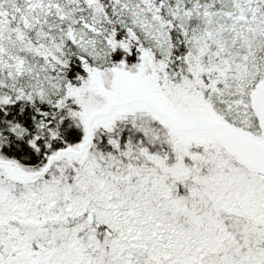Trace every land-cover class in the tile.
Listing matches in <instances>:
<instances>
[{"label":"snow or ice","instance_id":"6c2138e0","mask_svg":"<svg viewBox=\"0 0 264 264\" xmlns=\"http://www.w3.org/2000/svg\"><path fill=\"white\" fill-rule=\"evenodd\" d=\"M0 264H264V0H0Z\"/></svg>","mask_w":264,"mask_h":264}]
</instances>
